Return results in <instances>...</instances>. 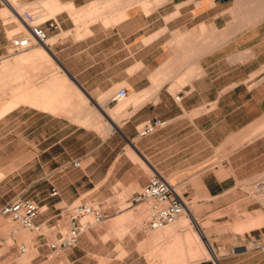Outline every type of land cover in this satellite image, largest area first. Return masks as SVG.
<instances>
[{
	"label": "crops",
	"instance_id": "1",
	"mask_svg": "<svg viewBox=\"0 0 264 264\" xmlns=\"http://www.w3.org/2000/svg\"><path fill=\"white\" fill-rule=\"evenodd\" d=\"M0 14V210L31 198L40 227L67 228L70 204L94 199L113 219L117 193L155 173L189 204L161 230L107 218L52 257L41 233L28 262L22 242L0 264H264V190L248 189L264 175V0H0ZM33 21L58 28L15 49ZM153 118L166 123L140 136Z\"/></svg>",
	"mask_w": 264,
	"mask_h": 264
},
{
	"label": "built area",
	"instance_id": "2",
	"mask_svg": "<svg viewBox=\"0 0 264 264\" xmlns=\"http://www.w3.org/2000/svg\"><path fill=\"white\" fill-rule=\"evenodd\" d=\"M222 2L233 0H218ZM1 18V14H0ZM58 28V24L53 21L48 27L40 22H29L28 31L13 38L14 48L24 50L34 44L47 43L49 40V29ZM127 90L121 88L113 96L112 101L121 102L127 97ZM179 98V97H177ZM165 120L153 118L140 125L138 133L140 136H147L164 126ZM75 166L79 163L75 162ZM55 193V192H54ZM148 203V219L143 228L146 230H161L171 224L176 223L179 218L188 212V201L177 190L175 185L159 173L153 174L148 182L129 201L130 206ZM2 216L10 217L15 223L24 229L40 230V225L36 219L40 214V207L31 198H18L6 203L0 210ZM89 217L85 220V218ZM109 215L88 202L72 203L69 208L68 227L66 232H61L55 241L48 245L51 248V257L57 256L64 249L75 247L81 236L94 225L104 222ZM19 230L14 227V233ZM1 245V242H0ZM264 255V244L260 246ZM28 252L27 246L22 243L19 246V253L25 255Z\"/></svg>",
	"mask_w": 264,
	"mask_h": 264
},
{
	"label": "rangeland",
	"instance_id": "3",
	"mask_svg": "<svg viewBox=\"0 0 264 264\" xmlns=\"http://www.w3.org/2000/svg\"><path fill=\"white\" fill-rule=\"evenodd\" d=\"M14 1V0H12ZM23 28V27H21ZM24 30V28H23ZM122 106H124V104L119 106V109L122 108ZM98 120L93 121V125L97 124ZM251 192H253L254 194L258 195V193L262 192V189L264 190V175L258 177L254 183L251 184V186L248 188ZM132 191L127 192V193H117L118 194V202L119 203V207L123 209V212L121 215L112 218H108L105 221V224L108 223H121V222H132L137 224L139 227L141 228L143 226V223L148 219V210L146 207L144 206H130L129 205V201H126L130 195H131ZM80 200H77L75 203H79ZM88 203L92 204L93 206L97 207L99 201L98 200H94V199H88ZM112 203V200H108L106 201L104 204H102L103 206L110 205ZM264 204V203H263ZM71 205V204H70ZM70 208V207H69ZM125 209H129L132 214L133 217L132 218H125L124 217V210ZM142 209H144L142 211ZM144 212V213H141ZM89 217L85 218L88 219ZM66 224V219L65 220H60L58 222V225L55 226H42L40 228L39 231H35V230H29V229H24L22 228L19 224L15 223L10 217L8 216H1L0 217V239L4 240L6 243V246L4 248L0 249V256L4 255L7 253L8 248L14 247L12 250L17 249V246L15 244H20L22 242H25L27 244V248H28V252L27 254H25L26 256L22 257L23 255H21V257H19V261H23V262H28L30 258H32L35 254H37V250L34 248L33 246V241H36L37 239H39L41 236L40 234H45L47 237L50 238L51 241H55L56 240V234L61 231V232H66L67 228H65ZM14 227H18L19 231L15 232V236L18 238V242H13L11 240L10 234L14 233ZM38 236V237H37ZM36 237V238H35Z\"/></svg>",
	"mask_w": 264,
	"mask_h": 264
},
{
	"label": "bare ground",
	"instance_id": "4",
	"mask_svg": "<svg viewBox=\"0 0 264 264\" xmlns=\"http://www.w3.org/2000/svg\"><path fill=\"white\" fill-rule=\"evenodd\" d=\"M126 100V98L123 100V102ZM122 103V102H121ZM140 206H145L147 208V210L149 209V204L148 203H143ZM185 216V215H184ZM182 218V217H181ZM179 221V220H178ZM177 221V222H178Z\"/></svg>",
	"mask_w": 264,
	"mask_h": 264
}]
</instances>
